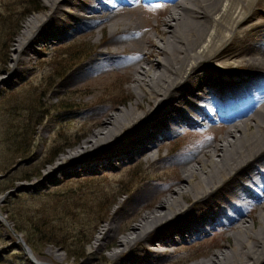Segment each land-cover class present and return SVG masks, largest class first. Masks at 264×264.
Masks as SVG:
<instances>
[{"label": "bare ground", "instance_id": "1", "mask_svg": "<svg viewBox=\"0 0 264 264\" xmlns=\"http://www.w3.org/2000/svg\"><path fill=\"white\" fill-rule=\"evenodd\" d=\"M148 1L48 0L45 17L26 21L12 73L2 81L20 74L34 44L97 28L109 29L114 50L99 52L61 86L109 78L105 71L112 69L137 90L129 106L87 116L88 137L38 185L77 166L155 158L188 124L214 136L176 159L177 187L167 195L147 187L124 200L95 242L104 247L116 239L113 264H153L170 246L220 226L233 238L229 249L190 264H264V0H162L154 25L140 11ZM45 256L55 264L66 260L52 250Z\"/></svg>", "mask_w": 264, "mask_h": 264}, {"label": "rangeland", "instance_id": "2", "mask_svg": "<svg viewBox=\"0 0 264 264\" xmlns=\"http://www.w3.org/2000/svg\"><path fill=\"white\" fill-rule=\"evenodd\" d=\"M159 2L162 0H150L140 9L151 25L163 16L164 7ZM49 10L48 0H0V191L4 192L0 194V213L6 219L0 216V264H55L45 256L49 250L65 256L64 264H113L109 253L116 239L98 246L95 238L100 235L99 228L115 219V209L124 200L138 196L147 187L164 195L177 187L172 183L178 177L176 159L214 135L190 130V125L183 124L181 131L166 139L155 158L111 160L116 165L106 163L94 169L77 166L57 171L54 178L38 185L51 168L61 163L64 153L88 137L86 118L97 117L103 109L112 113L129 106L137 92L126 75L112 69L105 71L112 72L109 78L86 77L61 86L99 52L114 50L109 29L99 32L97 28L68 39L51 38L34 44V51L24 55L18 65L20 74L2 81L12 73V58L18 55V39L26 21L34 15L45 17ZM89 53L92 57L87 58ZM37 117L42 118V124L36 129L30 156L11 166L14 159L7 151L4 126H25ZM25 174L31 179L21 180ZM219 227H211L190 243L170 246L168 253L153 264H190L219 249L228 250L233 238L225 237L227 232ZM27 247L37 261L31 260Z\"/></svg>", "mask_w": 264, "mask_h": 264}, {"label": "trees", "instance_id": "3", "mask_svg": "<svg viewBox=\"0 0 264 264\" xmlns=\"http://www.w3.org/2000/svg\"><path fill=\"white\" fill-rule=\"evenodd\" d=\"M91 56H92V54L89 53L87 58L91 57ZM1 61H2V59H1ZM77 62H75L74 65ZM72 68L73 67L71 66L69 68V70ZM1 69H3V67ZM27 114H24V115H27ZM40 124H42V118L37 117L35 119L34 123L29 124V122H27L25 126H24V124H20V123L19 124L17 123L16 125H14V123H10V126L9 125L4 126L5 137H6L5 142L7 144V151L12 153L11 159H14L11 166H14L17 163L16 161L18 159L27 158L30 156L31 151H32L33 146H34V142H35L34 138H35L36 129ZM23 127H24V129H23ZM52 160L53 159H49L48 162H51ZM35 174L38 175L39 172H36ZM31 177L32 176H27V174H25V178H23L21 180H24V179L30 180ZM11 187L12 186L8 187L7 190H9ZM3 193L4 192L0 191V194H3ZM19 228H18V226L16 227L17 231H20Z\"/></svg>", "mask_w": 264, "mask_h": 264}, {"label": "water", "instance_id": "4", "mask_svg": "<svg viewBox=\"0 0 264 264\" xmlns=\"http://www.w3.org/2000/svg\"><path fill=\"white\" fill-rule=\"evenodd\" d=\"M26 249H28V247Z\"/></svg>", "mask_w": 264, "mask_h": 264}]
</instances>
